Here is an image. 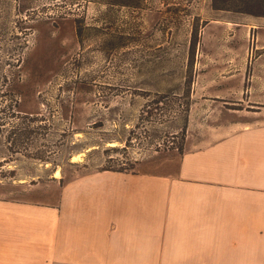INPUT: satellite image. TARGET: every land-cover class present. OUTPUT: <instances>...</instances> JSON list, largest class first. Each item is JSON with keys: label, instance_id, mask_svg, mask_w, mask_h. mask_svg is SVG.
<instances>
[{"label": "rangeland", "instance_id": "1", "mask_svg": "<svg viewBox=\"0 0 264 264\" xmlns=\"http://www.w3.org/2000/svg\"><path fill=\"white\" fill-rule=\"evenodd\" d=\"M261 44L263 17L212 0H0V200L54 206L87 173L176 176L188 138L250 115L233 91L245 72L264 90Z\"/></svg>", "mask_w": 264, "mask_h": 264}, {"label": "crops", "instance_id": "2", "mask_svg": "<svg viewBox=\"0 0 264 264\" xmlns=\"http://www.w3.org/2000/svg\"><path fill=\"white\" fill-rule=\"evenodd\" d=\"M254 75L233 91L250 115L188 138L176 176L87 173L54 206L0 200V264H264V111L252 109L264 90Z\"/></svg>", "mask_w": 264, "mask_h": 264}, {"label": "trees", "instance_id": "3", "mask_svg": "<svg viewBox=\"0 0 264 264\" xmlns=\"http://www.w3.org/2000/svg\"><path fill=\"white\" fill-rule=\"evenodd\" d=\"M217 11H230L264 18V0H212Z\"/></svg>", "mask_w": 264, "mask_h": 264}, {"label": "bare ground", "instance_id": "4", "mask_svg": "<svg viewBox=\"0 0 264 264\" xmlns=\"http://www.w3.org/2000/svg\"><path fill=\"white\" fill-rule=\"evenodd\" d=\"M109 146L116 147V144L115 143H112V144H109ZM78 160H79V156H75L72 161L77 163ZM54 177L57 178V179H60L61 178V171H60V169H58L54 173Z\"/></svg>", "mask_w": 264, "mask_h": 264}]
</instances>
